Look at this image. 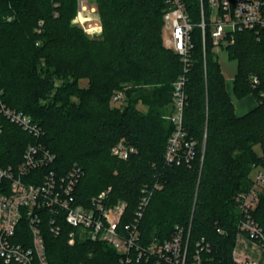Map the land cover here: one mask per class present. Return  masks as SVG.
Masks as SVG:
<instances>
[{"label":"trees","instance_id":"1","mask_svg":"<svg viewBox=\"0 0 264 264\" xmlns=\"http://www.w3.org/2000/svg\"><path fill=\"white\" fill-rule=\"evenodd\" d=\"M183 1L194 24L184 108L187 137L196 142L190 165L165 163L175 130L174 84L184 73L181 56L164 42L165 0H96L103 29L95 37L73 22L78 0H0V90L8 106L42 127L39 142L55 154L59 173L82 167L81 202L111 188L108 203L127 202L125 223L142 188L157 184L140 224L141 243L168 239L180 225L190 231V254L202 237L210 243L203 264H234L237 197L252 186L253 168L264 164L255 151L260 144L264 152V40L254 30H236L220 42L239 62L235 95L257 100L239 115L210 26L203 40L201 0ZM121 139L137 148L125 160L111 154ZM35 141L0 115L1 166L18 164ZM254 217L264 227V196ZM71 229L46 231L50 264H121L105 241L78 235L69 243Z\"/></svg>","mask_w":264,"mask_h":264},{"label":"built area","instance_id":"2","mask_svg":"<svg viewBox=\"0 0 264 264\" xmlns=\"http://www.w3.org/2000/svg\"><path fill=\"white\" fill-rule=\"evenodd\" d=\"M165 2L164 32L169 34L164 35V42L181 56L184 63V73L174 84L177 109L175 130L168 139L165 163L190 165L196 153V142L187 137L184 108L194 24L183 0ZM207 4L208 13L201 0L199 25L204 41L207 26L211 27L210 34L218 48H222L220 42L226 43L228 34L236 30H254L257 39L264 40V0H207ZM82 6L80 0V12ZM252 79L258 83L257 76ZM114 98L120 100L122 93ZM0 115L36 138L26 147L18 164L0 165V264H50L45 233L49 230L59 235L64 224L72 227L69 232L71 238L80 234L112 245L122 257L121 264L142 261L153 264H203L202 252L210 249V243L202 237L196 243L195 252L190 254V231L187 234L180 225L175 226L168 239L155 238L146 245L141 243L140 224L157 184L151 189L147 185L142 188L132 218L123 223L127 202L108 203L111 188L91 196L86 204L81 202L77 188L84 175L82 167L75 164L66 172L59 173L54 167L55 154L39 142L42 127L30 115L8 106L2 90ZM134 153H137V148L125 139L111 148V154L119 159H128ZM255 167L259 169L252 186L237 197L241 211L238 234L245 233L264 247V227L254 217V211L264 196V164ZM233 261L234 264H257L254 259L242 256L236 246Z\"/></svg>","mask_w":264,"mask_h":264},{"label":"rangeland","instance_id":"3","mask_svg":"<svg viewBox=\"0 0 264 264\" xmlns=\"http://www.w3.org/2000/svg\"><path fill=\"white\" fill-rule=\"evenodd\" d=\"M78 1H79V5H80V0H78ZM82 1L84 3L82 6V11L80 12V8H79L75 19H77V17L79 15L81 16L82 13H83V17H86V18L89 17V19H86L84 22L76 21V24L83 27V29L85 30V32L89 36H91V37L99 36L102 33L103 27H102V23H101L100 14L98 12L97 2H96V0H95V2H94V0H82ZM86 5H88L87 6L88 8L86 7ZM215 13H216V11H215ZM73 22H74V20H73ZM166 34H169V32H164V30H163V35H166ZM218 58H219L220 65H221V71H222V73L226 79L227 89L231 95L232 100L235 103V106L237 108V112L241 113L242 111H245V108L243 107L244 105H240V104L241 103L245 104L248 101L250 102L252 99L251 96H253V98H255V96L250 94L251 96L247 95V96H244L242 98H238L235 95L234 90H233V82H234L236 73L238 72V69H239V62L237 59L230 58L229 53L225 48H218ZM86 83H87V80L81 81V85H86ZM141 109L143 111H146L147 107L142 105ZM255 151L259 155H264L262 146L260 144H257L255 146ZM258 169H259L258 167L253 168V170L251 172L252 180L256 177ZM78 235H80V234H78ZM78 235L76 234L74 236V238H71L70 236H68L69 243L74 244Z\"/></svg>","mask_w":264,"mask_h":264},{"label":"crops","instance_id":"4","mask_svg":"<svg viewBox=\"0 0 264 264\" xmlns=\"http://www.w3.org/2000/svg\"><path fill=\"white\" fill-rule=\"evenodd\" d=\"M87 6L88 5H86V7ZM86 19H89V17L87 18L81 17L80 15L77 17V21H80V22H84ZM251 98H252L251 101L250 102L248 101L249 103L247 102L245 104L244 103L240 104V105H244L243 107L245 108V111L238 113L237 108L235 106V111L237 114L239 115L244 114L250 109H252L253 107H255V105L257 104V101L255 98H253V96H251ZM236 247H237L238 252L241 253L242 256L254 259L257 262V264H264V247L260 246L259 244H257L256 242L248 238V236L245 233H240L237 235Z\"/></svg>","mask_w":264,"mask_h":264},{"label":"bare ground","instance_id":"5","mask_svg":"<svg viewBox=\"0 0 264 264\" xmlns=\"http://www.w3.org/2000/svg\"><path fill=\"white\" fill-rule=\"evenodd\" d=\"M81 16L83 17V13L81 14Z\"/></svg>","mask_w":264,"mask_h":264}]
</instances>
